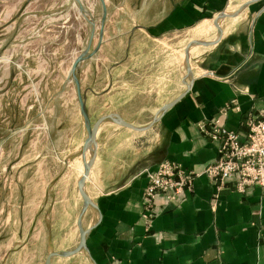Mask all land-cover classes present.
<instances>
[{"label":"crops","instance_id":"obj_1","mask_svg":"<svg viewBox=\"0 0 264 264\" xmlns=\"http://www.w3.org/2000/svg\"><path fill=\"white\" fill-rule=\"evenodd\" d=\"M105 1L108 14L102 44L80 65L84 64L86 73L92 72L93 65L100 72V88L85 89L90 117L97 121L118 114L137 127H147L164 105L186 94L149 128L135 130L111 119L100 125L85 183V192L94 203L82 219L88 230L87 248L55 256L50 264H264L261 187L240 193L230 181L215 197V185L201 175L179 203H169L160 195L153 219L147 222L143 217L149 182L146 170L154 172L161 163L172 161L201 173L219 153L200 125L219 119L244 137L248 119L264 108V0ZM223 13L235 15L219 19ZM22 16L18 13L15 22ZM212 25L215 32L208 37L205 33ZM92 33L90 27V37ZM184 33L191 37L174 46L173 37ZM192 41L211 44L190 49L191 80L186 78L185 51ZM181 52L184 57H179ZM112 53L119 56L110 64L96 62L109 59ZM174 61L178 62L176 87ZM98 99L100 107L94 105ZM86 156L89 159V153ZM79 157L82 166L77 172L68 179L59 178L46 190L55 197L50 205L52 221L43 224L48 237H53L48 255L73 251L80 244L78 221L84 200L78 183L84 164ZM73 178L68 195L72 205L60 211L57 188L62 182L71 185ZM57 212L69 213L72 222L57 224Z\"/></svg>","mask_w":264,"mask_h":264},{"label":"rangeland","instance_id":"obj_2","mask_svg":"<svg viewBox=\"0 0 264 264\" xmlns=\"http://www.w3.org/2000/svg\"><path fill=\"white\" fill-rule=\"evenodd\" d=\"M17 1L0 0V264H38L53 240L43 224L52 221L55 197L46 190L82 166L76 154L87 132L71 69L87 49L94 24L91 51L96 48L103 7L99 0H81L85 11L76 0ZM18 13L23 16L15 22ZM214 32L212 25L205 35ZM190 37L174 36L172 44L180 46ZM118 56L96 62L110 64ZM177 63L174 87L179 84ZM92 68L86 73L82 64L79 70L84 95L90 85L100 88V72ZM94 105L100 107L101 101ZM91 120L95 123L96 117ZM72 180L57 188L60 211L72 205ZM70 216L57 212L55 220L66 224Z\"/></svg>","mask_w":264,"mask_h":264},{"label":"built area","instance_id":"obj_3","mask_svg":"<svg viewBox=\"0 0 264 264\" xmlns=\"http://www.w3.org/2000/svg\"><path fill=\"white\" fill-rule=\"evenodd\" d=\"M228 108L222 110L226 113ZM248 132L243 137L229 130L219 119L200 125L202 132L217 144L218 158L201 173L186 169L181 164L165 161L156 171L146 170L143 217L149 222L155 216V202L163 195L169 203H179L186 191H191L197 177L206 175L216 187L215 197L230 181L235 189L245 193L250 187L264 189V108L248 119Z\"/></svg>","mask_w":264,"mask_h":264},{"label":"water","instance_id":"obj_4","mask_svg":"<svg viewBox=\"0 0 264 264\" xmlns=\"http://www.w3.org/2000/svg\"><path fill=\"white\" fill-rule=\"evenodd\" d=\"M79 5H80V9L82 11L84 10V6L82 5L81 0H76ZM102 3V7H103V15H102V20H101V28H100V33H99V43L97 45V47L91 51L92 49V45H93V40L95 37V31H96V25L94 24L93 26V33L90 37V41L88 44L87 49L79 56L75 59L72 69H71V75L72 78L76 84V88H77V95H78V100L80 103V110H81V115L84 121V125L86 128V132H87V137L86 140L84 142V145L80 151V154H76L81 155L82 156V160H83V164H84V173L81 177V179L79 180V190L80 193L83 197L84 200V209L80 215L78 224L80 227V244L78 245V247L76 249H74L73 251H68V252H63V253H58V252H51L45 263L44 264H50L53 257L58 256V255H64V256H69V255H73L75 253L80 252L83 249H86V238H87V234H88V230H85L82 226V219L83 216L86 212V209L88 206H94L93 201L90 199V197L86 194L85 192V183L86 180L90 174V170L92 168L93 162H94V158H95V150L97 147V133H98V129L100 127V125L108 120L111 119L114 122L124 126V127H128L131 129H135V130H143L146 128H149L151 126H153L155 123H157L160 120V115L164 112H166L167 110L171 109L180 99L183 98V96L186 93L181 94L179 97H177L176 99H174L173 101H171L170 103H167L166 105H164L159 114L154 118V120L147 126V127H137L127 121H125L121 116H119L118 114H113V115H107L104 117H101L98 121H96L95 123H92L91 117L87 111V107H86V96L82 93V87H81V80L79 77V70H80V65L81 63H83L84 61L92 58L100 49V46L102 44L103 38H104V26L107 20V14H108V9H107V4L105 0H100ZM235 14H228V13H223L220 15L219 19L224 18V17H228V16H234ZM215 25L218 27L219 29V33H221V27L218 23V21H215ZM211 44V42H206V41H192L189 43L188 47L186 48L185 54H186V69H187V77L186 78H190L192 80L193 78V74H192V67H191V59H190V49L192 48V46L194 45H209ZM185 82L187 83V81L185 80ZM188 88H191V83H189ZM87 152L89 153L90 157L89 159L87 158L86 154ZM74 158V156L72 157Z\"/></svg>","mask_w":264,"mask_h":264},{"label":"bare ground","instance_id":"obj_5","mask_svg":"<svg viewBox=\"0 0 264 264\" xmlns=\"http://www.w3.org/2000/svg\"><path fill=\"white\" fill-rule=\"evenodd\" d=\"M88 153V152H87ZM81 158H82V156H81Z\"/></svg>","mask_w":264,"mask_h":264}]
</instances>
